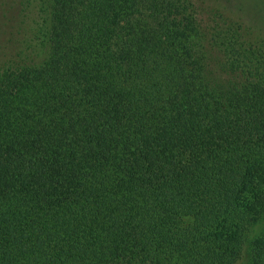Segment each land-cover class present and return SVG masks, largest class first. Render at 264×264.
<instances>
[{
  "label": "trees",
  "instance_id": "trees-1",
  "mask_svg": "<svg viewBox=\"0 0 264 264\" xmlns=\"http://www.w3.org/2000/svg\"><path fill=\"white\" fill-rule=\"evenodd\" d=\"M11 2L0 264H264V0Z\"/></svg>",
  "mask_w": 264,
  "mask_h": 264
},
{
  "label": "rangeland",
  "instance_id": "rangeland-1",
  "mask_svg": "<svg viewBox=\"0 0 264 264\" xmlns=\"http://www.w3.org/2000/svg\"><path fill=\"white\" fill-rule=\"evenodd\" d=\"M11 3H12L11 0H0V7H1L0 10L2 9V11L5 10V12H6L9 9V6L10 7L12 6ZM5 23H6V21H5ZM2 24H3V22H2ZM6 25L7 26H5L3 28V30H2V26L0 25V60H2L4 58V54H6V46L8 44V41L6 42V40H4V39H7V36H8L7 31L9 32L8 23ZM2 40H3V42H2V48H1V41ZM3 45H4V48H3ZM237 264H243V263H242V261H239Z\"/></svg>",
  "mask_w": 264,
  "mask_h": 264
}]
</instances>
